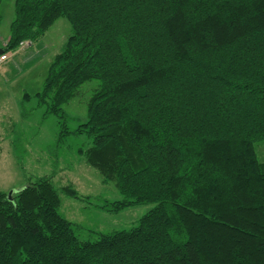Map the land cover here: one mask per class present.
Instances as JSON below:
<instances>
[{"label":"trees","instance_id":"obj_1","mask_svg":"<svg viewBox=\"0 0 264 264\" xmlns=\"http://www.w3.org/2000/svg\"><path fill=\"white\" fill-rule=\"evenodd\" d=\"M4 51L58 19L71 33L35 98L46 113L99 81L78 152L121 198L152 204L81 240L58 189L0 191V264H264V0H14ZM1 21V15H0ZM64 119V118H63ZM61 191L77 198L66 185Z\"/></svg>","mask_w":264,"mask_h":264},{"label":"rangeland","instance_id":"obj_2","mask_svg":"<svg viewBox=\"0 0 264 264\" xmlns=\"http://www.w3.org/2000/svg\"><path fill=\"white\" fill-rule=\"evenodd\" d=\"M13 3L0 0L1 49L14 18ZM70 33L68 20L61 17L37 40L24 39L15 50L0 53H7L0 65V191L8 195L36 177L48 176L59 191L60 214L74 223L79 239L94 240L97 233L130 228L153 205L136 204L120 211L105 207L121 196L114 183L103 181L79 154V147L88 146L87 137L72 132L59 135L63 126L71 131L86 120L87 100L98 80L83 83L62 106L64 119L46 113L35 98L23 99L25 93L33 95L41 90L50 62ZM26 41L31 44L26 46ZM255 147L257 159L264 161V140ZM66 185L77 191V198L61 191Z\"/></svg>","mask_w":264,"mask_h":264},{"label":"built area","instance_id":"obj_3","mask_svg":"<svg viewBox=\"0 0 264 264\" xmlns=\"http://www.w3.org/2000/svg\"><path fill=\"white\" fill-rule=\"evenodd\" d=\"M21 44V43H20ZM31 44V42L30 41H26V46L27 45H30ZM23 46V45H22ZM24 47V46H23ZM6 57H7V53H4V54H2V55H0V65L1 64H3V62L5 61V59H6Z\"/></svg>","mask_w":264,"mask_h":264},{"label":"water","instance_id":"obj_4","mask_svg":"<svg viewBox=\"0 0 264 264\" xmlns=\"http://www.w3.org/2000/svg\"><path fill=\"white\" fill-rule=\"evenodd\" d=\"M2 50L3 49L0 48V53L2 52ZM12 193H13V191L9 192L8 197H10Z\"/></svg>","mask_w":264,"mask_h":264},{"label":"crops","instance_id":"obj_5","mask_svg":"<svg viewBox=\"0 0 264 264\" xmlns=\"http://www.w3.org/2000/svg\"><path fill=\"white\" fill-rule=\"evenodd\" d=\"M4 65H7V64L4 63ZM8 65H9V64H8Z\"/></svg>","mask_w":264,"mask_h":264}]
</instances>
